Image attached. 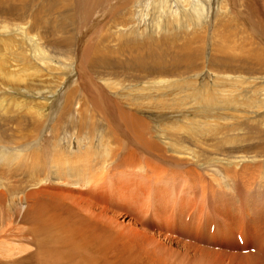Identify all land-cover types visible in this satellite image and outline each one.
Returning <instances> with one entry per match:
<instances>
[{
    "label": "rangeland",
    "instance_id": "rangeland-1",
    "mask_svg": "<svg viewBox=\"0 0 264 264\" xmlns=\"http://www.w3.org/2000/svg\"><path fill=\"white\" fill-rule=\"evenodd\" d=\"M166 1L164 0L166 6L169 7L170 13L173 14V17L175 16L174 18L180 17L179 14L181 11L178 9H181L182 5H186L182 7L186 8V11L190 8L189 12H192V10L195 14L199 12V16H197L199 17V22L195 25L196 27L194 25H188L190 28L188 26L183 28L178 26L172 28V31L169 30L167 32V30L161 28L162 26H159V23H165V17L163 15L157 16V12L153 9L156 6L155 3H158L159 0H143V2H140L141 5L135 8L138 13H136L135 21L132 23L133 27L140 25V31H136L140 33L136 34L134 36L135 38H132V42H130V51L131 53L133 52V55L124 52L125 54L122 56V59L129 61L131 56L139 53L138 55H142L148 61L149 59L147 57L150 55L146 51L147 47L151 45L153 46L150 48H155L156 45L160 46L162 49L164 48V57L167 59L166 67H162L160 70L154 66L133 67V65L125 61L124 63L118 62L117 64L113 62L114 65L107 68L93 67L96 70L92 68V72L90 68L85 67L84 71L86 70L89 73L85 76L84 71H81V54L91 40L89 39L90 34H83L81 36L80 33L73 39L72 52L66 53V55L70 56L66 57L67 59H63L64 62L72 63L71 66L69 65L70 68L65 67L66 74L63 75V73H59L56 70L46 77L32 68L28 70H26L27 68L16 70L15 73L20 75V79L15 84L13 81L11 83L14 84H12L14 87H18L19 90H15L14 93V90L9 89L7 86H1L0 154L8 155V153L11 154L12 152L19 153V155L26 156L29 160L31 157L27 156V151L31 147L41 148L42 146L43 148L45 144L51 142L53 137H55L57 143L64 149L74 150L76 148V137L74 134V126L76 124L72 120L69 122V118H73L72 116L75 114V105L69 106L73 111L71 113L69 111L68 117L64 113L62 119L57 113L59 111L62 112L65 105L63 103L64 93L73 88L76 90L75 96H79L77 98H85L92 108V111L95 112H92L95 116V118L93 117L94 123L97 126H103L105 115L106 120L111 121L112 119L111 124L120 130L121 139L134 152L133 157H131V162L135 164L133 172L131 170L122 171V173L115 171L114 173L111 172L109 177H114L113 175L115 174L117 177L128 178V182L131 181V183L134 180L135 183L129 184L128 186L126 184L123 186L119 185L120 187L114 188L111 191L114 194L110 195L109 191H107L104 194V198L97 197L98 199L95 200L92 197L94 203L92 209L98 213L104 208L105 217L111 219V221L113 220L110 225L104 220V222L102 221L103 223L99 219L98 221L93 220L96 223L100 222L99 224L102 226L109 225V229L107 230V232L110 230L108 232L109 237H119L122 228L125 231L126 226L134 225L133 227H137L140 231L145 232L147 236L152 238V241H156L153 244H149L144 241L145 238H141V241L146 245H144L145 248L148 250L153 249L162 258L159 264H264V122L253 125L252 122L247 121L249 118L264 115V90L260 91L257 100L254 99V101L246 102L245 106H243L241 97L235 95V91L231 92L236 86L232 87L231 82L227 83L223 77L224 74H232L233 76L240 71L242 73L245 72L244 74L252 73V69L249 68L250 65L246 64L248 68L238 70L239 68L236 66V63L239 62H235L234 64L236 65L229 67L228 62V65L225 64L226 62H216L218 56H214L213 54L212 62L206 59H210L211 57V52L208 47L209 44L206 42H210L213 9L217 8L213 3L211 4L208 0H199L200 2L198 0H188L187 3L183 0V3L181 0ZM244 1L249 5L245 4L243 6ZM223 2L225 1L222 0V5H224ZM198 3L199 8L197 6ZM196 8H198V11ZM222 8L224 9V7ZM225 8H232L231 10L235 18L238 16L237 20L243 21L244 26L250 30V27L255 26V22H258L259 12L257 13V10H261V0H226ZM233 9H235V12H233ZM140 13L142 14L141 16H139ZM151 13H155L156 15H152ZM92 16L95 17L94 15ZM77 17L78 22L84 25L86 20H88L81 15ZM0 21H9L10 23L19 22L15 15L10 16L2 12H0ZM139 21H141L140 24ZM154 21L155 23H153ZM134 22H137V24ZM142 23L143 25L141 26ZM193 27L195 29L200 27V33L204 38L202 39L203 41L201 40V43H195V48H201L202 46V58L198 62L196 58L195 64L193 62H183V60H174L173 52L183 41L184 35L195 30ZM92 28L93 24L90 29ZM149 30L150 33L148 34ZM260 31L264 38V30ZM252 36L257 37L256 35ZM3 40L0 39V43H3L5 46L3 47L0 44V79L6 75L5 70H9L5 67L6 63L3 62V58L11 51ZM142 47L144 48L141 49ZM49 52L51 53V51ZM55 55H57L56 52ZM225 66H227L226 69ZM101 73H105V76L110 79L98 80L94 77V75L99 76ZM41 78L44 81L39 82L38 79ZM177 79L180 81L182 79L188 80H182L180 82ZM104 81H111L114 85H116L117 81L123 83L124 89H122L121 94L124 93V95L121 96H126V98L137 95L135 97L142 100L144 98H141V96H153L160 93L164 95V100L175 99L179 101V104L174 108L165 107L167 109H158L155 107L152 109L151 105L155 102H150V100L145 99L143 100L144 104L139 105L141 109L135 107V105L130 106V104L125 103L122 105L118 103L115 106L113 101L119 100V98L116 99L119 95L114 96L112 93L116 94L119 89H112V85H110L112 83L109 84L110 87ZM152 81L156 82L151 84ZM185 81H189L188 84ZM28 82L34 83L35 85L41 84L44 87L37 90L33 89L31 92L24 87L26 84L30 85ZM190 83L194 84V86ZM0 84H2L1 81ZM138 84L139 86L142 84V88L136 86ZM200 84H202L203 88L206 84L209 86L208 89L218 91L214 95L216 97L203 98V94L199 95L196 92L194 93L195 88ZM177 86H181L182 88ZM184 89L185 91H183ZM220 92L223 94H220ZM126 93H129V95ZM102 97H105V99ZM230 99L231 101H229ZM39 106H41L39 111H41L43 120L40 116L38 120L31 113L32 110L38 109ZM117 108L122 113H126L128 118L129 114L133 117L135 115L137 120L140 118L138 120L139 124L143 123V125H148L149 133L146 134L147 139H154L160 145L161 149L157 151L135 147V141L132 142L134 139L133 136L127 133V128L122 123L123 118L121 121L120 117H118L119 113L117 111L119 110ZM96 109H100L101 117L98 116L99 112ZM248 110L249 112L255 110L257 115L253 114L250 116L251 114L247 112ZM153 111H159L163 115L153 121L151 120L152 115L149 114ZM179 113H185L186 119H182V115L174 116ZM243 115L247 116L246 121L241 120L245 119L244 117L241 118ZM31 117L38 120L37 123L39 125L36 126L33 124L35 122H32ZM61 120L63 123H61ZM235 122H241V125L235 129L224 128L226 123L230 126ZM216 124L222 127L213 131L212 129ZM53 125H57L58 127L54 135L51 133V127L53 128ZM188 128L190 129L188 130ZM153 129H161L168 135L171 142H181L180 145L189 147L194 153L200 155V158L203 156L221 157L223 158L222 163L220 165L215 163H212V165L211 163L203 165L201 162L198 164L192 158L183 160V156H179V154L174 152L172 154L166 148L167 145L159 142L156 137L157 134L154 132L156 130ZM121 149L122 146L119 152ZM24 163L27 165L24 159L19 161L11 159L9 161L8 157L5 160L0 158V190H4L2 189L4 186H11L17 191L12 203L18 211V215L12 218L11 221L4 219L6 217H3L6 222L0 221V240H7L0 249V264H43L41 257L35 254L36 237H32L27 232L28 227H26L24 221L20 220L23 217L21 214L24 215L25 212L23 208L27 203V194L33 196V193H36L34 194L35 198H42L41 194H39L41 191L52 194V192H55L60 187L62 190L68 191L69 194L73 193L78 195L79 190L87 191V187H94L87 180L85 182L80 180L79 183L71 185L65 184L61 180H59L61 184L55 183L56 176L54 177V174L49 173L47 170L43 171L42 169L31 173L26 172ZM52 185H59V187H50ZM109 185L107 183V188ZM44 187H48V189ZM49 188L51 189L49 190ZM144 195L150 197L148 198L149 200L144 199ZM94 196L96 197L97 195L95 194ZM68 201L69 199L65 201L63 199L56 200L52 205L53 210H49L50 216L47 214L51 218H56V224H59L57 227L67 223H75L78 225L81 222L89 225L88 220L93 222L92 219L82 217L85 215V212L77 209L74 204ZM5 211V205L0 207V216ZM53 212L54 215H52ZM113 222L115 223L113 224ZM236 235L238 239L241 236L242 241L237 240ZM78 237L77 239H71L75 241H86V239H89V237ZM80 237L82 238L80 239ZM71 239H68L69 242H71ZM45 240L47 241V239ZM20 242L28 246L26 248L27 250L22 247L20 249L21 254L18 252L9 258L2 256L6 254L7 248L11 244L14 246L15 244H20ZM92 243L93 240L90 244L85 245L87 248H77L71 245L66 246L68 245L66 244L62 249L65 253V258L68 260L70 258L81 260L82 256L87 257L90 255V258L88 257L85 260L88 259L91 261V259H95V262L97 260L98 264H102L106 257L100 252H92L94 246V243ZM48 246L53 247L52 244H48ZM15 247L18 246L15 245ZM88 247H91L92 250ZM124 253L128 256L131 254L134 255L136 260L141 262L140 264H151L144 253L141 257L136 247H132L130 252L128 250V252L124 251ZM122 259L123 262L128 260L123 255L116 258L118 262L122 261Z\"/></svg>",
    "mask_w": 264,
    "mask_h": 264
},
{
    "label": "bare ground",
    "instance_id": "bare-ground-1",
    "mask_svg": "<svg viewBox=\"0 0 264 264\" xmlns=\"http://www.w3.org/2000/svg\"><path fill=\"white\" fill-rule=\"evenodd\" d=\"M112 1L113 0H11L10 2V0H0V12L10 16L15 15L16 19L19 21L16 23H12V22L10 23L9 21H0V39H4L3 42L6 44L7 47L11 49V51L7 54V56L3 58V62L6 63L5 67H7L9 70H5L6 75H4L0 79L2 83L0 84V95L2 93L1 86L4 87L7 86L9 89L14 90V93L15 90L16 91L19 90L18 87L13 86L16 83V81H19L20 79V75L15 73V71L18 69L20 70L22 68H27L26 70H28L29 68H32L42 73L41 75L43 76L45 75L46 77H48L51 72L56 70L59 71V73L60 72L63 73V75L66 74L65 67L66 66L69 67V65L71 66L72 63L69 64L67 62H64L63 59L70 56V55H66V53L72 52V45L74 43L73 39H75L78 33H80L81 36L83 34H90L89 39L91 40V42L83 49V52L81 54L82 58L80 65L82 67L81 70L82 72L84 71L85 67L90 68L92 72L93 67L107 68V67H111V65L113 66L114 63L116 64L118 62L124 63L126 61L122 59V56H124L125 54L124 52L128 53L129 55H133V52L131 53L130 51V42H132L131 39L135 38L134 36L136 34L140 33L136 31H140L139 24L141 21H139L138 24L139 26L137 27H133L132 23L133 21H135L136 13H138L136 12L135 8H137L138 5L140 6L141 5L140 2L141 1L143 2V0H115L113 2ZM183 1L187 3L188 0H183ZM208 1L211 4L213 3L214 6L217 8L213 9L214 13L212 12L213 13L212 27L209 26L211 27V32H210L211 37L209 38L210 42L209 43L206 42L207 44H209L208 47L211 52L210 53L211 57L210 59L208 58L206 59L212 62L213 60L212 54H213L214 56H218L216 62L218 63L226 62L225 63L226 65H228L227 64L228 62L229 67H231V65L233 66L237 64L236 66L239 68L238 70L240 69L243 70L248 68L246 64L250 65L249 68L252 69V73L250 72L248 74H244L245 73L244 71H243L244 73L240 71L241 73L240 72L239 73L237 72V74L234 73L235 75L233 76L232 74L231 75L224 74L223 77L227 83L231 82L232 87L236 86V88L232 89L231 92L235 91L236 92L235 95L241 97V103H243L242 105L245 106L246 102L254 101V99L257 100V96L259 95L260 91L264 90V87H261L264 86V74H263L264 38L260 31V30H264V0H261V10L260 9L257 10V13L259 12V15L261 17L258 15V22H255V26L253 27L251 26L250 30L244 26L243 21L237 20L238 16L235 18L234 13H232L231 10L232 8L230 9L225 8L226 0H224L225 2H223L224 5H222V0H211V1L208 0ZM198 2L200 1L198 0ZM155 4L156 6L153 7V9H155V12H157V16L163 15L165 17V21H164L165 23L163 24L162 22L163 25L159 23V26H162L161 28L167 30V32L174 27L181 26L183 28L188 25L195 26L197 22H199L198 20L199 17H197L199 16L198 15L199 12H196L195 14L192 9H191L192 12H189L190 8H188L187 9L188 11H186L185 10L186 8H182L185 7L186 5L185 6L182 5L181 9H178L179 11H181L179 14L180 17L174 18L175 16L173 17V14L170 13L169 7L166 6L164 0L163 1L159 0V2ZM245 4L246 2L243 4V6ZM197 6L199 8V3L197 4ZM222 7H224V9ZM198 8H196L197 11ZM236 9H240V8H236ZM233 12H235V9H233ZM151 14L153 15L155 13H151ZM78 15H81L85 19H88L86 20L85 25L78 22V17H77ZM92 15H94L95 17H93ZM141 15L142 14L140 13L139 16ZM239 18L241 19V17ZM143 23L141 24V26L143 25ZM153 23H155V21ZM209 23L211 22L209 21ZM92 24H93V28L90 29ZM135 24H137V22ZM195 27L193 28L195 29ZM199 29L200 27L184 35L183 41L181 42L180 45L177 46V49L173 52L174 60H183V62L186 61V62L194 63L196 62V58H197V62L199 59L202 58L203 56L202 46L201 48L199 47L195 48V43H199V42L201 43V40L204 39ZM150 30L148 34L150 33ZM250 32L252 33V35H256L257 37H253ZM0 44L3 47H5L3 43ZM138 44L136 45L138 46ZM151 46H148L146 50L150 55L149 57H147L149 59L148 61L142 55H138L139 53H135L137 55L134 54V56H131L129 58L130 60L128 59L129 61L126 62H129V64L133 65V67L138 66V68L143 66H147V67L154 66L160 70L162 67H166L165 65L167 59L164 57L165 56L164 48L162 49L160 46L157 45L155 46V48H150ZM143 48L144 47H142L141 49ZM49 51H51V53ZM55 52L57 53V55H55ZM235 62H239V63L234 64ZM226 67L227 66H225V69ZM83 73L85 76L89 74L87 73L86 70ZM105 75H106L105 73L103 74L101 73V75L99 76L94 75V77L98 80L110 79ZM42 80H43L42 78L38 79L39 82H42ZM182 80H188V79H182ZM11 81H13L14 84L11 83ZM105 82H107L108 85L112 83L111 81H104V83ZM154 82L152 81L151 84ZM188 82L189 81H185L186 84H188ZM28 83H30V85L26 84V86L24 87H26L31 92L33 91V89L37 90V89H42L44 87V85L41 84L35 85L34 83L31 82ZM122 84L123 83L119 81L116 82V85H114V83L110 84L112 85V89L114 90H116V88L119 89V91H117L118 94L117 92L116 94L112 93V95L114 96L119 95V97L116 98V99L119 98V100L113 101L115 106L118 105V103L121 105L125 103V104H130V106L135 105V107L140 108L139 105L144 104L143 100L145 99L150 100V102H155L153 104L154 106L151 105L152 109H154L155 107H157L158 109H167L165 107L174 108L177 107L179 104V101L175 99L164 100L165 98L164 95L163 94L161 95L160 93L153 96H143V97L141 96V98H144L142 100L136 98L135 96L137 95L135 96L133 95V97L126 98V96H121L124 95V93L121 94L122 89H124V84L123 86ZM139 84L136 86H139ZM191 85L194 86V84ZM205 85L204 88L202 87V84L198 85V87L195 88L194 93L196 92L199 95L203 94L202 96L203 98L206 97L215 98L216 96L214 95H216L215 93H217L218 91L216 92V90L213 89L210 90L208 89L209 86L208 85L205 86ZM105 86L107 87V85ZM142 86L143 85L141 84V86L139 87L142 88ZM177 87H181V86H177ZM75 91L76 90L71 88V90L69 89L67 92L64 93L65 97L63 103L65 105L64 107L62 106L63 107L62 112L61 111L57 112L58 116L63 119L62 116L64 115V113L65 116L68 117L69 111L70 113L71 111H73L69 106L75 105L76 108V110L74 111L75 114L74 116H72L73 118H69V122L70 120H72L75 121L76 124L74 126L75 127L74 134L76 137L75 138L76 148L74 150L64 149L62 146H60L57 143L55 137H53L52 140L50 139L51 142L45 144L43 148L42 146L41 148L31 147V149L27 151L28 152L27 156L31 157L29 158V160L26 156L19 155V153L12 152L11 154L8 153V155L0 154L1 155L0 158H2L3 160H5L6 157L9 158V161L11 159H15L17 161L24 159V162L27 163V165H25V163L23 164L25 165L24 169L26 172L31 173L34 171H38V169L39 170L42 169L43 171L47 170L49 173L54 174V177L56 176L55 177L56 182L54 181L55 183H59V180H61L62 182L64 181L65 184L71 185V184L79 183L80 180H82L83 182L87 180V182L91 183L92 186L94 185V187H87L86 189L87 191L79 190L78 195H75L73 193L69 194L68 191L62 190L59 187V185L50 186L53 188L59 187L58 189L55 190V192H52V194H50V192L48 193L46 191H41L39 194H41L42 198H37V197L35 198L34 194L36 193H33V196L31 194H27L28 195L27 203L23 208L25 212L24 215L21 214V216L23 217H21L20 220L24 221L26 227H28L27 232L32 237L33 236L36 237L35 254L41 257V259L43 260V264H98V261L96 260L95 262V259H91V261L88 259L85 260L88 257L90 258V255L87 257L82 256L81 260H77V259L74 260V258H70V260H68L67 258H65V253L62 250L66 244H68L66 246L71 245L77 248L78 247L83 248L85 247V245L90 244V242H92L93 240L94 243L93 250L91 249L92 246L88 248L91 249L92 252L94 253L100 252L101 254H103V256L106 257L107 260L106 259L103 260L102 264H140L141 262L137 261L134 255L131 254L130 256H128L124 253V251L128 252V250L130 252L132 250V247H136L141 257L142 254L144 253L150 260L151 264L152 263L159 264L160 263L159 261L162 258L158 254H156L153 251V249L148 250L147 248H145L144 247L145 244L141 241V238H145L144 241H146V243L149 244L150 243L153 244V242L155 243L156 241H152V238L147 236L145 232L140 231L137 227H133L134 225L126 226L127 228H125V231H123L122 228L119 237L118 236L109 237L108 232L110 230L108 232L107 230L109 229V225L113 220L111 221V219H107V217H105L104 208L101 207L102 209L98 213H96V211L92 209V207L94 206L92 197H94L95 200L98 199L97 197L104 198V194L107 191H109L110 195H112L114 193H112L111 191L114 188H118L120 186H123L124 184L128 186L129 184L135 183L133 179L131 183V181L128 182L129 181L128 178H121V176L117 177L115 176V174L113 175L114 177H109V174L111 172L114 173L115 171H117L118 173H122V171L131 170L133 172V170L135 169V164L131 162V157H133L134 152L130 150L129 146L125 144V141L121 139L120 130L117 127H113V125L111 124L112 119L111 121L107 119L108 120L107 121L105 115V120L103 118L104 120L103 126H97L94 123L93 117L95 118V116L92 114V112L94 111H92V108L90 107V105L88 104L85 98L84 99L77 98L79 96L77 97L75 96ZM183 91H185V89ZM221 93L222 92H220V94ZM127 95H129V93ZM103 99H105V97ZM229 101H231V99ZM39 109H41V106H39L38 109H34L31 111L32 116L36 117L38 120H39V116L41 117V119L43 117L41 116V111H39ZM98 110L96 109V111L99 112L98 116H100L101 113L100 109ZM117 110H119V108H117ZM117 112L119 113L118 117H120L121 121L123 118L122 123L124 126H126L127 133L133 136L134 139L132 142L135 141V147L144 148L146 150H157V151L161 149L160 145L156 141H154V139H147L146 134L149 133V126L146 124L143 125V123L139 124L138 120L140 118L137 120L135 115L133 117L130 114L128 118V115L126 113H122L120 110ZM247 112H249V110ZM249 113L251 114L250 116H252L253 114L257 115L255 110ZM149 114L152 115L151 120L153 121H155V119L163 115L159 111H153ZM179 115H182V119H186L185 113H179L178 115H174V116H179ZM243 117L245 119H241V120L246 121L247 116L243 115L241 118ZM31 120L32 122L33 121L35 122L33 124H35L36 126L39 125L37 123L38 120H35L33 117H31ZM247 121L252 122L253 125L259 123L261 124L264 122V115H260V116L258 115L255 118H249V120ZM61 123H63L62 120ZM217 123L219 124V122ZM218 124H216L213 127L212 129L213 131H216L217 129L222 127ZM240 125L241 122H235L230 126L226 123L224 128L235 129ZM189 129L190 128H188V130ZM57 130H58L57 125H53V128L51 127L52 135H54ZM154 132H156L157 134L156 137L159 140V142H161L162 144L164 143V145H167L166 148H168V150L171 151V153L174 152L179 154V156L180 155L183 156L182 157L183 160L192 158L193 160L197 161L198 164H200L201 162L203 163V165L204 164L207 165V163H211V165L212 163L220 165L222 163L223 158L221 157L203 156L202 158H200V155L194 153V151L189 147L180 145L181 142H171V140L168 138V135H166L161 129H158ZM10 141L12 142V140ZM121 146L122 149L119 152ZM70 177H74V178H70ZM107 183L110 184L108 188L106 186ZM44 188L48 189V187H44ZM2 189L4 190H0V207L5 205L6 211L1 214L0 221L6 222V220L11 221L12 218H15V216L18 215L17 208L12 203L13 199L15 198V195L17 194V191L11 186H4ZM50 189L51 188H49V190ZM95 194L97 195L96 197L94 196ZM144 197H143L144 199L150 198L147 195H144ZM62 199L64 201L66 199H69V201L72 204H74L77 209H81V211L85 212L84 213L85 215L82 217H85L86 219H92V221L93 220L98 221L99 219L100 222H102L104 220L109 225L106 224L105 226H102L101 224H99L100 222L96 223L94 221L90 222L91 220L90 221L88 220L89 225L81 222L80 224L78 223V225L75 223H69V224L67 223L57 227L59 224L58 225L56 224V220H55L56 218L54 219L49 217L50 216L49 210H53L52 205L56 200H62ZM47 214H49V216ZM52 215H54V212ZM3 217H6L4 218L6 220H4ZM114 223L115 222H113V224ZM78 236L89 237V239H86V241H75L71 239V238L77 239L79 238ZM81 238L82 237H80V239ZM239 238L240 241H242L241 236ZM45 239H47L48 242ZM68 239L69 240L71 239V242H69ZM237 240L239 239L237 238ZM5 241L7 242V240H0V249L3 247ZM40 242H45V243H40ZM20 244H15L18 247H15V245L13 246V244H11V246L7 248L6 254L2 256H4V258L12 257L14 254L20 252V249H22V247L23 249L27 250L26 248L28 246L25 243L20 242ZM48 244H52L53 247H49ZM19 254H21V252ZM121 255H123V257L125 256L128 260L123 262L122 259V261L118 262L116 258L121 257ZM118 259L121 260L120 258Z\"/></svg>",
    "mask_w": 264,
    "mask_h": 264
},
{
    "label": "built area",
    "instance_id": "built-area-1",
    "mask_svg": "<svg viewBox=\"0 0 264 264\" xmlns=\"http://www.w3.org/2000/svg\"><path fill=\"white\" fill-rule=\"evenodd\" d=\"M240 239V238H239Z\"/></svg>",
    "mask_w": 264,
    "mask_h": 264
}]
</instances>
